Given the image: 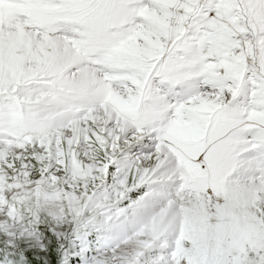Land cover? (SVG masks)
I'll return each instance as SVG.
<instances>
[{
  "label": "snow or ice",
  "instance_id": "1",
  "mask_svg": "<svg viewBox=\"0 0 264 264\" xmlns=\"http://www.w3.org/2000/svg\"><path fill=\"white\" fill-rule=\"evenodd\" d=\"M0 264H264V0H0Z\"/></svg>",
  "mask_w": 264,
  "mask_h": 264
}]
</instances>
